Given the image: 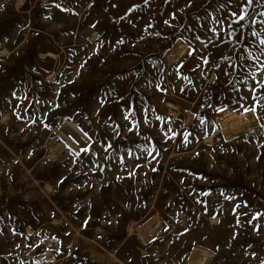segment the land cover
<instances>
[{
  "label": "rangeland",
  "instance_id": "rangeland-1",
  "mask_svg": "<svg viewBox=\"0 0 264 264\" xmlns=\"http://www.w3.org/2000/svg\"><path fill=\"white\" fill-rule=\"evenodd\" d=\"M253 8L241 47L228 0H0V264H264Z\"/></svg>",
  "mask_w": 264,
  "mask_h": 264
},
{
  "label": "snow or ice",
  "instance_id": "snow-or-ice-1",
  "mask_svg": "<svg viewBox=\"0 0 264 264\" xmlns=\"http://www.w3.org/2000/svg\"><path fill=\"white\" fill-rule=\"evenodd\" d=\"M228 4L232 6H237L239 8L238 11H232L229 16L217 19L216 17H212V23L216 25V27H212L209 30L214 34L215 39H220V33L224 32L226 33L225 39L227 42L232 43V38L239 37L236 39V44L240 45L241 47H245L244 45V27L245 24L248 26L254 25L256 23V20L253 19V12L255 9L253 8V5H257L258 7H264V0H228ZM59 7V5H57ZM221 8L225 7V5H221ZM258 15L260 17H264V11L259 12ZM173 19H175V16H173ZM225 21H227V27L225 28ZM167 24L168 21H165ZM260 23L264 24V19L260 20ZM233 25L238 26L239 31H237V28H234ZM219 29V31H218ZM252 37H258L259 34L255 31L251 32ZM195 39L199 40L200 37L196 36ZM209 41L214 42L213 37L208 38ZM122 42V41H121ZM190 43V42H189ZM259 55L255 57V62L259 63V71L264 72V62H260V56H264V39H259ZM193 51H195L193 49ZM191 54V53H190ZM253 56V53L251 51L247 52V55L245 57H242V59H248ZM226 59H231V57H227ZM204 63H208L207 59L204 60ZM199 67V65H198ZM254 81H256L257 85L261 89H264V80L257 79V73L251 72L249 73ZM186 79V77H185ZM237 83H240V81H237ZM246 83V81H245ZM249 91H252L254 93L252 99L256 101V104L250 107L244 108V111L247 112H255L257 107L259 106V101L264 100V96H261L259 99L255 96L256 88H250ZM243 99V97L241 98ZM243 107V106H242ZM225 109L222 107L220 109H217V111H224ZM127 118V117H126ZM157 119H162L161 117H157ZM201 123H204L202 120ZM85 136H87V133H84ZM187 135H185L184 139L187 140ZM108 147H111V145H108ZM84 151H87V149H84ZM258 218V217H256Z\"/></svg>",
  "mask_w": 264,
  "mask_h": 264
},
{
  "label": "bare ground",
  "instance_id": "bare-ground-1",
  "mask_svg": "<svg viewBox=\"0 0 264 264\" xmlns=\"http://www.w3.org/2000/svg\"><path fill=\"white\" fill-rule=\"evenodd\" d=\"M170 56H168L169 58ZM171 58V57H170ZM231 116V114H228L227 117L229 118ZM237 126L239 127L240 124H236V126H234V128H237ZM161 225V226H160ZM160 225H155L156 227L153 228H149V232L148 235H146V237H144L146 240H150L155 234H157L159 232V230L162 227V224ZM144 229V228H143ZM147 231V228H146ZM146 231L144 233H146ZM143 232V231H142ZM143 236V235H142ZM197 251H194L191 257V260H189L190 262H188V264H208L209 261V256L206 252H203L201 250L195 249Z\"/></svg>",
  "mask_w": 264,
  "mask_h": 264
}]
</instances>
